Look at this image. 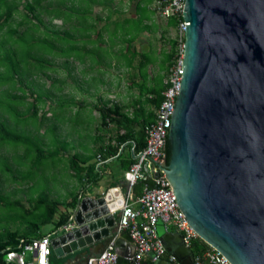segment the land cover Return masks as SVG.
I'll return each instance as SVG.
<instances>
[{
	"label": "water",
	"instance_id": "1",
	"mask_svg": "<svg viewBox=\"0 0 264 264\" xmlns=\"http://www.w3.org/2000/svg\"><path fill=\"white\" fill-rule=\"evenodd\" d=\"M182 19V79L159 168L199 239L228 264H264V0H184ZM109 195L77 201L73 228L51 241L57 256L103 248L124 202ZM173 254L192 260L184 246Z\"/></svg>",
	"mask_w": 264,
	"mask_h": 264
},
{
	"label": "trees",
	"instance_id": "2",
	"mask_svg": "<svg viewBox=\"0 0 264 264\" xmlns=\"http://www.w3.org/2000/svg\"><path fill=\"white\" fill-rule=\"evenodd\" d=\"M20 1L0 0V75L3 74V69L10 75L8 79L2 78L0 80V93L5 88L4 84L10 81L17 82L15 79L19 77H31L35 66L32 59H36L33 51L38 47V43L39 47L36 51L47 52L49 48L46 43L50 41L51 37H56L57 45L59 40L61 42L68 40L70 42L67 47L68 50H61L60 56V58L64 59L65 65H67L68 59L82 61L88 59L90 67L99 65L100 68L103 66L106 68L116 66L124 69L130 78L131 88L138 89L135 101H137L136 104L139 106V110L144 113V106L150 108L149 117L143 118L142 123H140L137 115L126 113V108L129 105L101 107L102 126H107V120L115 123L117 134L111 139L114 144L111 145L109 143L102 146L103 149L100 152L105 153L107 158L114 157L117 155L120 146L129 140L134 142V153L141 151L145 147L144 128L154 122V110L158 108L162 101L163 78L171 65V61L174 59V55L177 53L179 44L176 39L168 40L166 52H161L159 57L153 56L151 49L148 52H138L133 47L132 44L139 36L145 32L150 33L159 27L155 23L156 11L151 7L156 0H134V16L123 17L120 21L118 19L112 21V13L123 15L124 2L129 3V0H23L22 8L24 12L21 14L20 19L15 22L16 16H19L15 12L17 11V3ZM94 6H97L101 11L107 12L106 21L98 28L97 23L101 22L102 18L95 15ZM44 16L48 17L49 20L52 18L59 19L62 21L61 24H68L70 27L61 34L53 33L50 26L46 27L43 25L42 18ZM179 20L180 18L175 17L168 19L164 28L176 27ZM41 26L44 27V31H41ZM20 29L22 30L19 31ZM164 32L166 33V31ZM93 35L95 37H92ZM182 40L184 42V37ZM41 42H43L42 45L40 44ZM103 45L104 47H102ZM65 46L61 45L63 48ZM79 49H83L84 54H81ZM150 67H152L151 70L155 68L151 74L148 73ZM139 80H142L141 85ZM16 85L20 86L22 82L19 80ZM1 105L3 104H0V224L2 220L5 223L0 229V264H3L8 252L18 251L21 239L26 241L39 239L52 235L59 228L64 227L70 218V213H66V211L75 209L79 196L77 193H72L69 200L60 203L56 200H50L45 192H40L34 199H30L33 202H31L32 208L30 211L23 209L19 203H14L12 206L21 210L20 215L11 214L15 212L14 210H7V206H5L7 199L3 197L1 187L6 183L7 177L14 175L21 168L15 158L18 146L26 143L17 133V129L19 126H24L26 129L30 123L19 118L18 115H15L13 121L12 117L9 114L7 115ZM37 112H39V109L34 107V115L37 116ZM44 120H48L46 113L39 118L38 125L35 127L36 133H39ZM140 125L142 134L136 137L134 127ZM49 128H46V133ZM120 130L123 131L121 135L118 134ZM32 148L36 154V162H39L40 159V162H42L58 156L56 150L55 152L48 151L46 156L43 146L41 150ZM31 153L33 151L28 154L30 155ZM166 153L167 165L170 158L168 142ZM24 155H27L26 151ZM126 157L127 161L124 168L129 170L134 160L128 154H126ZM90 160L85 159L80 162L78 158L72 157L69 161V168L78 176V181L81 182L82 187L85 184L84 180L87 179L82 175L84 170L89 171L90 176L93 174L88 180L93 182L96 179L95 175H97V172L95 175L93 173L95 165L90 163ZM24 179L32 180L30 175H27ZM145 186L148 188L153 187L150 178L146 181L137 182L132 187L136 198L141 196ZM61 205L65 207V212H60L57 216ZM16 223L17 225L15 226ZM47 225H51L52 230L46 234L42 231V227ZM111 239L108 238L106 243ZM189 249L193 256H201L211 248L197 237L191 241ZM87 250V248H84L61 258L55 257L52 251L49 257V264H66L71 257H80ZM117 264H120V259H118ZM127 264L131 263L128 262Z\"/></svg>",
	"mask_w": 264,
	"mask_h": 264
},
{
	"label": "rangeland",
	"instance_id": "3",
	"mask_svg": "<svg viewBox=\"0 0 264 264\" xmlns=\"http://www.w3.org/2000/svg\"><path fill=\"white\" fill-rule=\"evenodd\" d=\"M124 3V14L121 15L119 13H112V21H116L117 19L120 21L123 17L134 16V0H129V3ZM23 4V0L17 3V11L15 14L19 16H16L15 22L20 19L21 14L24 12L22 8ZM52 7L54 6L52 5ZM94 8L95 15L102 18V21L97 23L98 28L106 21L105 16L107 12L101 11L97 6H94ZM42 21L43 25L46 27L50 26L53 33L61 34L70 27L68 24H61L62 21L59 19L52 18L49 20L48 17L44 16ZM163 22L164 19L161 17H155V23H157L159 27L150 33L143 34L140 42L137 43L135 41L132 45L137 47L138 50H141L142 46H145L146 43H148L154 54L153 56H156V53L158 54L159 51L167 49L168 40H178V33L174 30H172L170 35L169 32L165 33L163 31ZM21 30L22 29L19 31ZM41 31H44V27L42 26ZM92 37L95 36L93 35ZM36 42L38 43L37 40ZM42 43L43 42L40 44L42 45ZM56 43V37H51L50 41L46 43L49 48V51L47 50V52L36 51V49L39 47L38 43V47L33 51V53L35 52L36 59H32V62H34L33 64H35V66L33 67L31 77H19L15 79L17 82L10 81L7 84H4L5 88L0 93V104H3L1 106L3 107V110L7 112V115L9 114L13 121L15 119V115H18L19 118H22L30 123L26 129L24 126H19L17 129V133L19 136H21L22 140H25L26 143L19 145L17 148L15 160L20 164L21 168H19V171L14 173V175H10L7 178L5 177L7 181L1 187L3 197H6L5 199H7V202H5L7 210L11 209L15 211L11 214H21V210H18L12 206L14 203H19L23 209L30 211L32 208V201L30 199H34L40 192H45L50 200H56L60 203H63L64 201L70 199L72 193H77L76 191L82 187V184H80L81 182L78 181V176L73 170L71 171L69 168V161L72 158V153H70L69 149L65 146L62 148L64 151H66V154L60 153V151H58V148L62 146L60 143H57L58 138L54 140L55 145L52 144V148L59 152L57 158H49L48 160H43L42 162H40L41 159L38 158L40 160L39 162H36V154L32 148H39V150H41L42 142L45 145H48L49 140L54 138V136H58L57 134L61 135L60 138L66 139L65 135H67L68 129L72 128L73 130V128H77V124L75 122L72 123L68 120V118H70L71 109L69 107L70 98L69 94L67 96L66 88L67 82H69V79L67 78V71H69V68H71L70 66L72 62H68L67 65H65L64 59L60 58L61 50L67 51V47L70 42L68 40L65 42H61V40H59L58 45ZM61 45L66 46L63 48ZM154 69L155 68H153V70ZM2 71L3 74L0 75V80L2 78L5 80L6 78L8 79L10 75L4 69ZM105 72V88L99 93V96L102 98L101 101L129 102V94L131 93V91H129L127 88L129 77L127 76L124 69L113 66L111 68H106ZM19 80L22 82V85L20 86L16 85L19 83ZM90 100L96 101V99ZM34 107L39 109L37 116L33 113ZM48 111L50 115L48 114ZM44 113H46L48 120L43 121V125L40 128L39 133H36L35 127L38 125L39 118L42 117ZM54 122L56 124L57 122L59 123L57 125V131L55 132L54 128H49L46 133V128L50 127V124H53ZM90 123L91 122L88 124ZM85 127L87 128V126ZM38 134L40 136L44 135L42 136V139ZM86 139H88V137H86ZM91 141H94V136L91 137ZM105 141L106 138H104V142ZM47 147L49 146L43 147L44 150H46V156L48 155V150L50 151V148ZM80 149L85 150L83 147ZM25 151L27 155H24ZM30 151H33V153L29 155L28 153ZM117 165V161H112L109 164L110 168L116 167ZM27 175H30V178H32L31 181L24 179V177ZM63 211L65 212V207L61 205L59 207L57 216ZM66 213H70L69 219H72L71 223H73L74 226V210L69 209L66 211ZM2 223L0 224V229L5 222L2 220ZM16 225L17 223L15 226ZM51 230V225L42 227V231L46 234L50 233ZM67 231H70V229ZM59 234H61V232L57 233V235Z\"/></svg>",
	"mask_w": 264,
	"mask_h": 264
},
{
	"label": "built area",
	"instance_id": "4",
	"mask_svg": "<svg viewBox=\"0 0 264 264\" xmlns=\"http://www.w3.org/2000/svg\"><path fill=\"white\" fill-rule=\"evenodd\" d=\"M153 9L163 19L180 18L176 27L179 44L177 53L166 73L162 101L155 110V120L144 128L145 147L134 153L135 145L131 142L134 163L124 174V181L129 191L137 182L146 181L148 178L151 179L153 187H144L141 196L136 201L137 207H133L128 202V197L124 198V202L118 210L119 218L115 226L116 233L97 255L88 258L87 264H117L119 257L116 240L122 232L128 234L134 247L133 255L128 259L131 263L140 264L143 259L149 258L153 264L160 260L177 264L176 257L167 253L163 241L157 236L156 225L158 222L163 223L166 231L173 228L180 233L182 243L187 249H189L191 241L197 238L177 208L173 189L164 172L159 168L164 164V142L168 139L170 117L182 79V38L186 28L182 19L184 0H156L153 3ZM71 222L72 219H69L67 224L60 229L63 231L71 230L73 228ZM52 236L54 234L30 241L21 239L18 251L8 252L5 262L7 264H49V256L52 252ZM26 252H30L32 256L28 262L24 260ZM192 264L228 263L216 250L211 248L201 256L192 255Z\"/></svg>",
	"mask_w": 264,
	"mask_h": 264
},
{
	"label": "crops",
	"instance_id": "5",
	"mask_svg": "<svg viewBox=\"0 0 264 264\" xmlns=\"http://www.w3.org/2000/svg\"><path fill=\"white\" fill-rule=\"evenodd\" d=\"M151 7L153 8V5H151ZM155 17L159 18L160 16H158L157 13L155 12ZM167 20L164 19L163 22L164 27L165 24L167 23ZM176 27L164 28L165 29L164 31L169 32L170 35L172 30L177 31ZM142 35L135 40L137 43H139L140 40L142 39L143 37ZM169 40H173V39H169ZM102 47H104V45ZM134 48L138 52H148L149 49H151L148 43H146L145 46H142L141 50H138L137 47ZM166 50L167 49H164L163 51L166 52ZM163 51H159L158 54L156 53V57H159L160 53ZM79 52L81 54H84L83 49H79ZM68 62H72L70 66L71 68H69V71H67L68 72L67 78L69 79V82H67L66 88H67V96L69 94V98H70L69 107L71 109L70 118H68V120L71 121L72 123L75 122L77 124L76 126L77 128L75 127L76 129L73 128V130L72 128L68 129L67 135H65L66 139L60 138L61 135L57 134L58 136L56 137L54 136V138L49 140L48 145H45L42 142V146L43 145L49 146L47 148H50V152H55L56 149L52 148L53 147L52 144L55 145L54 140L58 138L57 143H60L62 145L61 147L58 148L60 153L66 154V151H64L62 148L65 146L66 148L69 149V152L72 153L71 157L78 158L80 162L84 161L85 159H91L90 163H94L95 168L93 170V173L95 175L97 172V175H95L96 179L93 182L91 180H88V178L91 177L93 174L90 176L89 171L84 170L82 175L87 179L84 180L85 184L83 185V187H81L78 191H76L79 196L78 200L85 198L98 199L106 196L107 193H110L109 196L110 199L112 200L109 201L110 203H117L121 198L124 199L128 197V202L133 207H137L138 204L136 201L139 197L136 198L134 196L133 189H131L130 191L128 190V186L124 181V174L127 171L124 168L127 161L126 154H128L130 158L134 160L131 150V142L133 141L129 140L126 143L122 144L119 148L117 155L114 157L107 158L105 153H101L100 151L101 149H103L102 146L108 145L109 143L111 145L114 144V141L112 142L111 139L117 134V132L115 129V123H111L108 120H107V126L104 127L102 126L100 108L104 106L111 107L112 105H116V106L129 105V107L126 108V113H128L129 115L134 114V116L137 115L140 123H142L143 118L149 117L148 112L150 108L148 106H144L145 108L144 113L139 110V106L136 104L137 101H135L138 95V89L131 88L130 78H128V84H127L128 90L131 91V93L129 94V98H130L129 102L125 103L123 101H101L102 98L99 96V93L101 92L102 89L105 88L106 81L104 78L106 75L105 72L106 68L104 66L100 68L99 65L90 67L88 59H85L83 61L68 59L67 63ZM151 69L152 67L148 69L149 74L153 72V70ZM165 77L166 74L163 78V84ZM139 84L140 85L142 84V80H139ZM90 99H96V101H91ZM154 117H155V110H154ZM89 122L91 123L88 124ZM58 124H59L58 122L57 124L54 122L53 124H50V128L52 129L55 127L56 128L55 132H56ZM85 126H87V128ZM134 128H135L134 131L136 132V137L142 134L141 125L135 126ZM122 133L123 131L120 130L118 134L121 135ZM92 136H94L93 142L91 141ZM40 137L42 138V136ZM86 137H88V139H86ZM104 138H106L105 142H104ZM81 147H83L85 150L80 149ZM57 153L59 155L58 151ZM119 156L120 158H118ZM112 161H117L118 165L116 167L110 168L109 164ZM114 217L117 222L118 219L116 218H119V211L116 212ZM61 231L62 230L60 228L57 231H55L53 233L54 236H52L53 239L57 236V233ZM115 233H116V228L114 227L112 229V235H111L112 237L110 236V238H113ZM156 233L157 236L163 241L167 249V253L169 255L170 254L174 255L173 254L174 251L180 250L181 246H184L182 245L183 244L182 240L179 237V235L181 234L178 233L173 228H169L168 231H166L162 222L157 223ZM118 239H119V243L116 244V248L119 257L118 259H120V264H127L128 262L131 263L128 259L133 255L134 252L132 241L130 240L126 232L120 233L117 236V240ZM106 240L102 241V243H104V246L106 245L105 244ZM94 245H96V243L84 247L87 248L88 250L83 252V254L80 257L78 256L71 257L66 262V264H83V261L87 256L91 257L97 255L103 248L97 254H91ZM52 251L54 253L53 249ZM71 253L65 254L63 256H57L55 253L54 255L57 258H61ZM181 257H182L181 259L176 257L177 264H188L189 262L192 263V260L188 255L181 254ZM3 264H7L5 262V259ZM140 264H153V263L150 261L149 258H145Z\"/></svg>",
	"mask_w": 264,
	"mask_h": 264
},
{
	"label": "bare ground",
	"instance_id": "6",
	"mask_svg": "<svg viewBox=\"0 0 264 264\" xmlns=\"http://www.w3.org/2000/svg\"><path fill=\"white\" fill-rule=\"evenodd\" d=\"M115 199V198H114ZM113 199V200H114ZM111 200V199H110ZM112 201V200H111ZM91 203L90 202H88V201H85V203H84V206L83 207H86V209H90L91 208V205H90Z\"/></svg>",
	"mask_w": 264,
	"mask_h": 264
}]
</instances>
